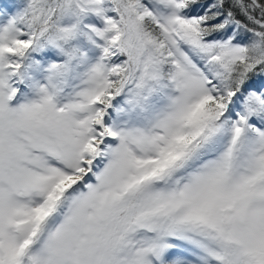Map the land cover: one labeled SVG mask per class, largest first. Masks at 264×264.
Instances as JSON below:
<instances>
[{
    "label": "snow or ice",
    "instance_id": "1",
    "mask_svg": "<svg viewBox=\"0 0 264 264\" xmlns=\"http://www.w3.org/2000/svg\"><path fill=\"white\" fill-rule=\"evenodd\" d=\"M0 264H264V0H0Z\"/></svg>",
    "mask_w": 264,
    "mask_h": 264
}]
</instances>
